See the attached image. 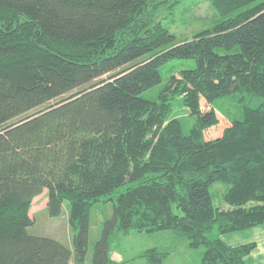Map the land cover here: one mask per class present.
Segmentation results:
<instances>
[{"label": "trees", "instance_id": "trees-1", "mask_svg": "<svg viewBox=\"0 0 264 264\" xmlns=\"http://www.w3.org/2000/svg\"><path fill=\"white\" fill-rule=\"evenodd\" d=\"M210 1L220 19L177 42L155 20L162 0H0V264H127L112 238L161 232L202 248V264H247L256 243L221 236L264 225V0ZM176 61L195 66L144 98ZM177 98L189 133L171 117ZM227 98L240 115L224 122ZM45 191L51 217L69 203L73 250L29 234ZM102 202L113 212L89 257Z\"/></svg>", "mask_w": 264, "mask_h": 264}, {"label": "rangeland", "instance_id": "rangeland-1", "mask_svg": "<svg viewBox=\"0 0 264 264\" xmlns=\"http://www.w3.org/2000/svg\"><path fill=\"white\" fill-rule=\"evenodd\" d=\"M154 17L175 36L177 42L191 40L195 34L212 26L220 19L210 0H162V4L154 13ZM188 66L194 67L195 63L193 61H176L168 64L161 71L163 82L142 96L147 99L155 98L168 83L172 75L171 68L178 72ZM173 103L174 109L171 117L180 118L183 122L184 131L189 133L195 123V117L189 114V110L183 105L181 98H177ZM216 105L220 115L224 117V122L240 115V103L234 98L224 99ZM227 190L228 187L221 183H215L211 187L215 206H226L223 195ZM47 202V191L34 200L30 211L34 225L29 228V234L55 239L73 250V238L76 231L71 224L69 203H64L63 212L59 217H51L47 210ZM112 212L113 204L111 202H102L93 206L90 214L89 257H91L96 242L101 238L104 223L111 218ZM112 239L111 256L119 262L129 260L127 264H146L142 258L133 259L150 248L164 247L169 249L171 253L166 264H202L200 253L203 249L191 250L184 245V241L178 240L170 232L134 233Z\"/></svg>", "mask_w": 264, "mask_h": 264}, {"label": "crops", "instance_id": "crops-1", "mask_svg": "<svg viewBox=\"0 0 264 264\" xmlns=\"http://www.w3.org/2000/svg\"><path fill=\"white\" fill-rule=\"evenodd\" d=\"M221 238L231 247L256 243V248L246 257V262L247 264H264V225L244 231L227 233L222 235ZM184 245L187 246L186 243Z\"/></svg>", "mask_w": 264, "mask_h": 264}]
</instances>
